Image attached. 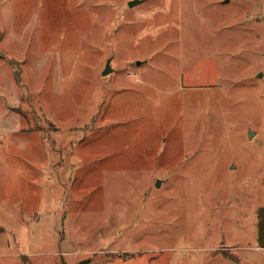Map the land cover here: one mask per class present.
Here are the masks:
<instances>
[{"label": "rangeland", "instance_id": "1", "mask_svg": "<svg viewBox=\"0 0 264 264\" xmlns=\"http://www.w3.org/2000/svg\"><path fill=\"white\" fill-rule=\"evenodd\" d=\"M263 236L264 0H0V264H264Z\"/></svg>", "mask_w": 264, "mask_h": 264}, {"label": "water", "instance_id": "2", "mask_svg": "<svg viewBox=\"0 0 264 264\" xmlns=\"http://www.w3.org/2000/svg\"><path fill=\"white\" fill-rule=\"evenodd\" d=\"M132 2L130 3V6H132ZM134 4H136V2L134 3ZM108 69H107V66H106V68L103 70V72H102V75L104 76V75H106L107 73H108ZM157 185H158V183H157Z\"/></svg>", "mask_w": 264, "mask_h": 264}, {"label": "trees", "instance_id": "3", "mask_svg": "<svg viewBox=\"0 0 264 264\" xmlns=\"http://www.w3.org/2000/svg\"><path fill=\"white\" fill-rule=\"evenodd\" d=\"M233 262H234L235 264H238V263H239V261H238L237 259L233 260ZM24 264H27L26 261H24Z\"/></svg>", "mask_w": 264, "mask_h": 264}, {"label": "crops", "instance_id": "4", "mask_svg": "<svg viewBox=\"0 0 264 264\" xmlns=\"http://www.w3.org/2000/svg\"><path fill=\"white\" fill-rule=\"evenodd\" d=\"M263 239H261V241L263 240V244H262V249L264 248V236L262 237Z\"/></svg>", "mask_w": 264, "mask_h": 264}]
</instances>
